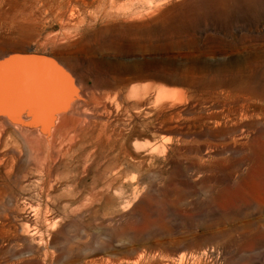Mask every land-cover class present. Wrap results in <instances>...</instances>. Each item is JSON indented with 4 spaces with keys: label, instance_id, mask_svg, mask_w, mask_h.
<instances>
[{
    "label": "rangeland",
    "instance_id": "374dc122",
    "mask_svg": "<svg viewBox=\"0 0 264 264\" xmlns=\"http://www.w3.org/2000/svg\"><path fill=\"white\" fill-rule=\"evenodd\" d=\"M26 48L94 109L3 124L0 264H264V0H0Z\"/></svg>",
    "mask_w": 264,
    "mask_h": 264
},
{
    "label": "water",
    "instance_id": "95a60500",
    "mask_svg": "<svg viewBox=\"0 0 264 264\" xmlns=\"http://www.w3.org/2000/svg\"><path fill=\"white\" fill-rule=\"evenodd\" d=\"M75 90L74 74L54 53L26 48L0 56V115L29 107L50 115Z\"/></svg>",
    "mask_w": 264,
    "mask_h": 264
},
{
    "label": "bare ground",
    "instance_id": "6f19581e",
    "mask_svg": "<svg viewBox=\"0 0 264 264\" xmlns=\"http://www.w3.org/2000/svg\"><path fill=\"white\" fill-rule=\"evenodd\" d=\"M75 79H76L75 93L66 100H64L61 103V105L52 112V114L50 115L44 114L40 108H36V107H29L27 109L20 110L14 114H2L0 115V133L3 132L4 129L3 124L10 123L14 126H20L22 124H25L27 120L33 121L38 126H40L42 131L45 132L46 136L48 135L51 136L52 147L48 154L54 156L52 158L56 160V158L58 157V156L56 157V155H58L60 149L64 147L63 145L71 144V142H73L77 137V133H78L77 125H79V123H81L84 119H86L85 117L89 115L88 110L94 109V106H92L91 103L89 102V99L92 98L88 99L82 84L77 80L76 77ZM42 126L47 131H45L42 128ZM29 134L31 135L32 133L29 132ZM39 149L41 150L42 148ZM36 151H38V149H36Z\"/></svg>",
    "mask_w": 264,
    "mask_h": 264
}]
</instances>
